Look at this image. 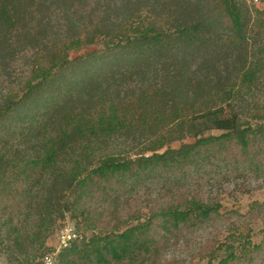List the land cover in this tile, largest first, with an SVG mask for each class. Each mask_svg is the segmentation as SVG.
I'll return each mask as SVG.
<instances>
[{
  "label": "trees",
  "instance_id": "16d2710c",
  "mask_svg": "<svg viewBox=\"0 0 264 264\" xmlns=\"http://www.w3.org/2000/svg\"><path fill=\"white\" fill-rule=\"evenodd\" d=\"M239 172L264 175V9L0 0V264H43L66 218L57 264H164L174 233L228 220L214 188ZM239 228L198 254H260Z\"/></svg>",
  "mask_w": 264,
  "mask_h": 264
},
{
  "label": "rangeland",
  "instance_id": "374dc122",
  "mask_svg": "<svg viewBox=\"0 0 264 264\" xmlns=\"http://www.w3.org/2000/svg\"><path fill=\"white\" fill-rule=\"evenodd\" d=\"M249 3H254L258 7L264 9V2L261 0H248ZM76 53H72V56H76ZM189 141V140H187ZM180 143L176 142L172 144L173 147H178ZM147 187L152 196L147 197L146 187L139 190L141 199L144 201L143 212L148 211L150 201L155 197L156 180L153 183H149ZM154 189V190H153ZM214 190L220 194L221 202L223 207L221 208V214L225 216L229 214L228 220L225 218H219L214 223H202L197 228L192 230H182L174 233L171 236L170 245L164 250L161 258V262L164 264L178 263V264H207L209 257L198 254V248L201 243H205L207 239L211 240L210 237H214L213 240L217 241V244L223 243L229 240L231 237V227L234 225L239 226L240 230L246 232L247 227L251 228L252 240L256 244H260L264 241V220L257 217L255 220L250 219L249 212L252 205L256 202L262 203L264 207V175L259 177H252L245 173H237L236 178H231L227 181H219L215 186ZM149 199V202L146 201ZM264 211V210H263ZM75 226L76 223L66 218L61 221L58 225L57 232L54 233L49 239L48 244L50 245V251L46 254H51L56 258L60 250V234L64 231L65 227ZM82 235L90 236L91 232H87L82 229ZM237 243V240H232ZM225 256V252L222 250L218 253V258L213 261L217 263L220 258ZM5 259L0 258V263ZM178 261H182L181 263ZM235 264V263H231ZM236 264H264V250L260 254H255L246 261Z\"/></svg>",
  "mask_w": 264,
  "mask_h": 264
},
{
  "label": "built area",
  "instance_id": "2783aa9c",
  "mask_svg": "<svg viewBox=\"0 0 264 264\" xmlns=\"http://www.w3.org/2000/svg\"><path fill=\"white\" fill-rule=\"evenodd\" d=\"M63 230L64 231L60 234L59 251L70 247L72 243L79 238V234L74 226L65 227ZM42 261L43 264H56V258L51 254H45Z\"/></svg>",
  "mask_w": 264,
  "mask_h": 264
}]
</instances>
